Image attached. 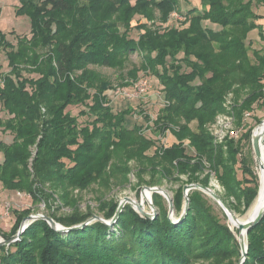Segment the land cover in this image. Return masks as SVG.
<instances>
[{
    "label": "trees",
    "instance_id": "trees-1",
    "mask_svg": "<svg viewBox=\"0 0 264 264\" xmlns=\"http://www.w3.org/2000/svg\"><path fill=\"white\" fill-rule=\"evenodd\" d=\"M187 2L20 0L18 12L30 16L31 36L19 37L13 44L0 30V44L11 48L6 53L11 72L0 82V111L8 114L6 118L0 114V132H9L11 138L10 142L0 139L4 153L0 181L7 189L24 191L34 202L51 207L50 198L56 194L47 185L64 188L60 198L68 201L69 187L107 181L108 167L119 171L121 165L110 162L120 151L124 165L132 157L137 159L140 179L149 171L161 178L188 174V182L208 186V177L201 179L207 159L229 195L243 196L245 210L254 204L259 178L240 179L237 169L238 163L244 173L252 172L242 153V142L251 137L252 128L240 139L216 147L209 124L217 114L227 113L240 125L255 104L264 105V48L254 49L251 55L249 41L250 31L257 28L264 40V25L258 22L263 16L254 10V4L264 0H201V8L185 10L183 3ZM174 12L185 21L171 22ZM136 17L138 22L133 25ZM135 29L138 37L132 36ZM133 51L141 54L142 62L127 72L121 85L129 86V78L134 82L144 70L164 86L167 102L151 126L129 127L126 119L133 109L115 112L107 93L113 84L91 67L124 69ZM79 105L88 110L74 114L72 108ZM80 114L92 119L82 123ZM148 128L152 136L145 132ZM167 132L176 141L158 145L153 134L162 138ZM32 146H36L35 154ZM159 180L147 184L154 186ZM188 195V211L179 224L168 217L164 206L152 218L131 204L125 205L113 226L94 220L82 228L60 231L44 219L34 220L20 238L0 246V264H192L189 237L196 220L200 228L216 232L213 238L220 236L208 250L221 240L229 242L223 246L225 252L232 248L230 253L239 255L237 234L212 210L204 193L192 189ZM153 196L156 200L160 195ZM183 197L180 188L174 197L180 212ZM117 207L108 201L99 210L111 219ZM91 212L78 210L54 219L73 226L87 221ZM14 213V232L6 239L16 237L32 208ZM173 229L178 232L175 237ZM247 239L243 264H264V216L249 229ZM237 262L220 257L214 264Z\"/></svg>",
    "mask_w": 264,
    "mask_h": 264
},
{
    "label": "rangeland",
    "instance_id": "rangeland-1",
    "mask_svg": "<svg viewBox=\"0 0 264 264\" xmlns=\"http://www.w3.org/2000/svg\"><path fill=\"white\" fill-rule=\"evenodd\" d=\"M183 4L185 10L191 8H201V0H189L187 4L185 3ZM19 6H20V0H0V30L4 34H6L8 41L13 44L17 43L19 37H22L24 35L31 36V28H32L31 18L27 14H20L18 12ZM254 10L263 16V18L258 20V22H261L264 25V3H255ZM171 16L172 18L170 19L172 20L171 22L173 23L174 22L178 23L179 21H185V19L177 17L174 13H172ZM137 22L138 21L136 17L132 21V24L136 25ZM208 25L212 28H218V26H215V24L213 23H210ZM138 33L139 31L135 29L132 32V36L138 37ZM249 41H251L250 43L251 55L254 49L259 50L264 48V40L260 39L258 28L250 31ZM9 49L11 48H6V46L0 44V82L2 81L4 74H8L11 72V68L9 66L7 54H6L7 51H9ZM131 53L132 54L130 55L129 60L126 63V67L124 69L111 68V67L99 66V65H91V67L94 70L101 73L113 84V86L107 90V93L111 98V105L114 111L117 112L128 107H131L133 109L134 112L129 114L126 119L127 120L126 123L129 127H133L137 124L151 126L153 124V120L157 117L159 109L163 106L162 100L165 94L164 91L161 90L160 88L162 87V83H160V81L156 76L144 70H141L138 74V78L134 82H132L133 80L129 78V82L131 83L129 86L121 85L122 80L128 77L127 72L130 69H132L135 65L139 66L143 59L138 51L137 52L133 51ZM141 79H148L150 85L145 92L139 93L138 96L127 97L123 95H117L115 93V91L118 88L120 89L127 88L129 90L131 89L135 90L134 89L135 83H137ZM262 93L264 96V87L262 89ZM243 94H245V92ZM82 109L88 110L85 106L79 105L73 107L72 112L76 114L78 113V111ZM227 110L231 112V108L229 106H227ZM250 112L251 115L245 117L246 118L245 122L238 125L236 120H234L233 122L234 126H231L230 128L229 125L231 124L230 123L227 124L224 120V117H219V121L217 125L216 120L218 119L220 113L217 114L214 121H212V123L209 124L210 126L209 133L213 139L212 144L216 147H219L220 145H225L227 143V140L230 139L229 137H223L226 132V131L223 132V129L229 128L231 130L233 128L240 127L243 130L241 132L239 139L246 132V130L252 128V132H253L254 128L257 127L262 120H264V105L259 103L255 104L254 109L251 110ZM0 114L4 118L8 117V114L2 110L0 111ZM145 115H148L150 117V120H147ZM90 119H92L90 115H84V114L79 115V120L82 123L86 124ZM259 119L260 121H258ZM192 126H195V124L193 123ZM218 126H221L220 129H218ZM145 132L147 133L148 136H152V130H150L149 128L145 129ZM9 135H10L9 132H0V139H4L10 142L11 138ZM153 136L155 138L158 137L159 139V143L157 142L158 145L162 143L171 144L176 141V138L170 132H167L165 135H163L162 138H159L161 137V135L153 134ZM35 147L36 146L31 147L32 154H35ZM153 151L154 149L148 151L149 155H152ZM242 153L243 156L246 157V165L250 168L252 172L244 173L242 170V164L237 163L238 177L240 179H252L253 177L258 176L256 174V170L254 167L256 165V161L254 158L255 153L252 145V135L250 138L243 140ZM238 158L241 159V156L239 155ZM3 161H4V153L0 151V163H2ZM110 163H117L118 165H121L119 166L120 170L119 171L113 170L110 167H108L105 170L106 172L105 177L107 178L105 179L107 181L97 180L92 182V184L86 186L85 188L69 187L68 201L64 198H60L64 188L59 187L58 189L51 186L50 184L47 185V189H49L50 192L54 190L56 194L55 199L50 198V202L52 203L51 207L46 206L45 202H34L31 195H29L24 191H18V189L17 190L7 189V187L4 186V184L0 181V240L6 239L5 236L9 235L11 232H14L12 231V229L16 221V215L14 213L15 209L18 211H22L26 208H32L31 214L44 213L46 215L51 216L53 214L52 213L53 208L57 207V209H55L54 212L55 213L54 218L60 217L62 215H67L78 210L83 213L92 211L93 213L91 212L90 216L93 217L94 215H99L105 218L104 212L99 210L100 205L108 201H113V203H116V205L119 206L120 201L126 196L135 199L137 202H142V200H144L145 206L147 208L146 211L153 214V216H151L152 218L156 217L157 214L159 213L160 211L159 206H164L168 210V217L174 222V224H179L183 222L185 216L181 220H178L182 211L181 212L177 211L174 206L173 213L170 212V203L167 197L158 193L160 196H158L159 198L156 200L160 202L159 205V203L155 204L156 200L154 199L153 193L150 203L147 199H144V197L141 195V192L145 186H153L147 184L149 181H153L157 178H160L159 182L156 183L154 186H161L163 189H165L174 205V197L176 196V193L178 190H180V188L184 189V186L189 183H197L195 181L188 182V174L178 175L177 173L176 174L174 173L173 177L161 178L162 176L160 174L154 173L155 174L154 175L152 172L149 171V172H144L142 174L143 179H140L139 176H141V174L138 175L139 173L138 168L140 167V165H138L137 159L132 157L124 165V154L120 151L116 152L113 155ZM203 163L206 167L204 168L205 170L201 175V179L208 177V186L213 188L217 193H219L220 196H223L225 198L229 207L237 215V217L245 218L253 205L251 204L245 210V206H244L245 198L243 196L234 197L232 195H229L225 187L219 182L216 171L213 169L212 165L209 164L207 159H204ZM144 164L146 167L150 165L149 162L146 160L144 161ZM124 171L126 173H124ZM248 185H253V183L250 182L248 183ZM243 186L245 187L246 184H244ZM200 191L204 193L205 198L208 200L209 204L213 208L212 210L222 219V221L227 223L229 227L232 229L230 225L229 217L226 214V212H224L225 210L219 205V203L213 197H211L209 194L205 193L202 190ZM185 202L186 201L184 195L183 209L185 207ZM126 204L128 206L130 203H126ZM224 215L226 216L225 218ZM111 225L113 226L114 224ZM200 225L201 223L196 220V226L194 227L195 231L193 232L192 230L191 234H190V230L187 231V233L190 234L189 237L190 244L188 251L189 253L194 254L190 259V263L192 260V264H214L217 260H219L220 257H226V260H232L234 262L239 261L240 259L239 255L241 254V249L239 251L240 253L239 255L236 253V251H234V253H230L232 248L228 249V251L225 252V248L223 246L228 247L229 242L223 243L221 240H219L215 248L208 250L213 246V242H215V239L217 238L219 239L220 236H218L217 234L218 237L213 238L212 235L213 234L216 235V232L213 231L211 228H206V229L200 228ZM172 233H174L173 236L175 237L178 232L175 229H173ZM235 233L237 234L236 237L238 239V236L240 234L237 233V230L235 231ZM167 235L170 237V232L167 231Z\"/></svg>",
    "mask_w": 264,
    "mask_h": 264
},
{
    "label": "water",
    "instance_id": "water-1",
    "mask_svg": "<svg viewBox=\"0 0 264 264\" xmlns=\"http://www.w3.org/2000/svg\"><path fill=\"white\" fill-rule=\"evenodd\" d=\"M263 122H264V120L261 121V123H263ZM255 128H254V130H255ZM254 130L252 132L253 150H254L255 155L257 157L261 158V156L264 153V129H263L262 134L260 136L256 135ZM262 167L264 168V161L262 162ZM146 189H148L152 193H160V194L164 195L165 197H167V199L169 200V203H170V212L173 213L174 205H173V202H172L170 196L168 195V193L166 192L165 189H163L161 186H145L142 189V192H141L142 196H144ZM192 189H200V190L204 191L205 193L209 194L211 197H213L219 203V205L225 210V212L228 215V217L233 215V217L239 221V229L240 230L245 229V231H246V239H245V236L243 234H240L238 236V240H239L240 247H241V257H240L239 261L236 263V264H243V262L245 261V259L247 257V252H248V239H247L248 231L253 225L257 224L263 218V216H264V207L251 220H247L245 222H241V220H239V217H237V215L232 211V209L223 200V198L219 195V193H217L213 188H211L210 186L204 185L202 183H198V182L197 183H189V184H186L184 186V189H183L186 202H185V207H184L180 217L178 218V220H181L185 216L187 211H188L189 200H190L188 194H189V191L192 190ZM126 203L132 204L134 206V208L139 213H141L142 215L151 217V213L145 211L141 207V203H138L135 199H133L131 197H127V196L124 197L120 201L119 206L117 207L116 213L114 214V216L111 219H106V218H103L102 216L94 215L89 220H87V221H85L83 223H80V224H77V225H73V226H65L62 223H60L57 220H55L53 217H51L49 215H46L44 213L30 214V215H28L27 217H25L23 219L22 223L20 224L19 230H18V232L16 234V237L11 238V239H1L0 240V246L9 245L13 241H15L17 238H20L22 233H23V231L25 230V228L32 221L37 220V219L46 220L54 229L60 230V231H69L71 229L82 228V227L86 226L87 224H89L90 222H92L94 220H101V221L111 225V224H113L114 222L117 221V219L120 216L121 212L123 211ZM150 203H151V201H150Z\"/></svg>",
    "mask_w": 264,
    "mask_h": 264
},
{
    "label": "bare ground",
    "instance_id": "bare-ground-1",
    "mask_svg": "<svg viewBox=\"0 0 264 264\" xmlns=\"http://www.w3.org/2000/svg\"><path fill=\"white\" fill-rule=\"evenodd\" d=\"M264 129V122L260 123L254 130L255 134L260 136L262 134V131ZM255 161H256V165L255 170H256V174L259 177V192H258V196L256 201L254 202L253 206L251 207V209L249 210L248 214L246 215L245 218H239V220H241V222H245L247 220H251L254 216H256L264 207V168L262 167V162L264 161V153L261 156V158L257 157L255 155ZM145 196L144 199H147L149 202L151 201L152 198V192L149 191L148 189L145 190ZM141 203V207L146 211L147 208L145 206V202L144 200H142V202H138ZM147 203V202H146ZM229 221H230V225L232 227L233 230H237L239 228V221L237 219H235L233 217V215H231L229 217ZM240 234H243L245 236L246 239V231L245 229L240 230Z\"/></svg>",
    "mask_w": 264,
    "mask_h": 264
},
{
    "label": "built area",
    "instance_id": "built-area-1",
    "mask_svg": "<svg viewBox=\"0 0 264 264\" xmlns=\"http://www.w3.org/2000/svg\"><path fill=\"white\" fill-rule=\"evenodd\" d=\"M174 14L180 18V16L178 15V13L174 12ZM150 85V82L148 79H141L139 80L137 83H135V87L131 90L127 89V88H123V89H120L118 88L115 93L117 95H123V96H127V97H130V96H138L139 93H143L147 90V88L149 87ZM167 101H165L164 105L166 104ZM251 115V112H247L245 114V116H250ZM219 117H224V120L225 122L228 124L230 123L231 125H229V128L231 126H234L233 125V122H234V119L231 115L227 114V113H224V114H220L218 116V119L216 120L217 121V125H218V121H219ZM233 120V121H232ZM216 123V122H215ZM222 126V125H221ZM221 126H218V129H220ZM223 129V132H225V135L223 137H229L230 139H239L240 135H241V132L243 129H241L240 127L238 128H233V129ZM151 216H153V214L151 213Z\"/></svg>",
    "mask_w": 264,
    "mask_h": 264
},
{
    "label": "crops",
    "instance_id": "crops-1",
    "mask_svg": "<svg viewBox=\"0 0 264 264\" xmlns=\"http://www.w3.org/2000/svg\"><path fill=\"white\" fill-rule=\"evenodd\" d=\"M161 88V90H163L164 91V86L162 85V87H160ZM164 94H165V91H164ZM165 101H166V97H165V95L163 96V100H162V102H163V106H164V103H165ZM162 106V107H163Z\"/></svg>",
    "mask_w": 264,
    "mask_h": 264
}]
</instances>
